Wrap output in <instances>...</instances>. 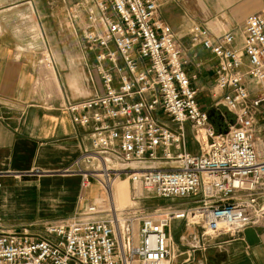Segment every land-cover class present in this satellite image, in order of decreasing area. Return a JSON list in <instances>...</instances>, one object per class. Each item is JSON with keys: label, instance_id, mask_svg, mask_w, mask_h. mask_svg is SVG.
Returning <instances> with one entry per match:
<instances>
[{"label": "built area", "instance_id": "obj_1", "mask_svg": "<svg viewBox=\"0 0 264 264\" xmlns=\"http://www.w3.org/2000/svg\"><path fill=\"white\" fill-rule=\"evenodd\" d=\"M84 8L92 29L84 40L99 52L88 72L95 91L65 109L92 129L91 146L65 173H78L84 191L98 186L105 203L42 222L39 234L0 230V264H191L227 244L221 238L264 230V9L240 34L191 29L217 61L211 95L228 126L218 133L155 0H84ZM116 180L131 185L128 208L114 201ZM151 199L168 205L146 209ZM181 224L192 230L184 246L173 234Z\"/></svg>", "mask_w": 264, "mask_h": 264}, {"label": "crops", "instance_id": "obj_2", "mask_svg": "<svg viewBox=\"0 0 264 264\" xmlns=\"http://www.w3.org/2000/svg\"><path fill=\"white\" fill-rule=\"evenodd\" d=\"M155 1L158 18L172 28L188 62L193 87L210 95L206 110L220 112L211 95L217 61L193 43L191 29L199 24L216 35L240 34L246 20L262 12L264 0ZM89 27L84 0H0V209L39 198L42 223L68 220L90 203L104 204L103 194L86 197L78 173H65L91 146L92 129L74 125L65 109L67 99L95 91L88 72L99 52L88 50ZM5 217L0 215V230L14 231L5 228ZM219 242L227 244L197 253L191 264H264V230L251 228L240 240Z\"/></svg>", "mask_w": 264, "mask_h": 264}, {"label": "rangeland", "instance_id": "obj_3", "mask_svg": "<svg viewBox=\"0 0 264 264\" xmlns=\"http://www.w3.org/2000/svg\"><path fill=\"white\" fill-rule=\"evenodd\" d=\"M26 21H18V25L20 26V28H26L27 26L25 25ZM27 36V35H25ZM30 37V36H29ZM44 52L45 50L43 49L40 53H39V61H42L44 58ZM52 57L53 54H51ZM198 101L200 102L201 106H203L205 109L206 107L208 108V106L210 105V103L212 102L210 99V95L208 93L205 92H200L198 93ZM215 105V104H214ZM216 109V108H215ZM229 123H232L230 121H228ZM188 148L190 151L192 152H196V145L192 142V141H188ZM130 192L128 193H119L121 197L126 198L127 200L131 199L130 203H132V197H131V185L129 184V189ZM99 188L98 186H93L92 188H90L89 190H87L86 192V197L88 199L91 198H96L98 197L101 193L99 192ZM35 197V196H34ZM182 201L179 200L176 203H181ZM132 204L128 205L131 206ZM142 205L146 208V209H154L157 207H161V206H166L168 205L167 202H165L164 200H147V201H143ZM42 204L39 198L36 199H32V200H20L17 201L15 203H12L10 205L7 206V208H2L0 209V215L4 214L5 217V228L6 229H13L15 232H22L24 229H28L30 230V232L32 234H39L43 227L42 224L40 223L41 221V213L42 212ZM127 206V207H128ZM192 232L190 230H187L184 226V224L180 225V228L177 231L173 230V234H174V240L176 245L179 244L181 246L186 245L185 241H182V236H187L188 234ZM176 233V234H175ZM186 247V246H185ZM182 259H178V263H181ZM176 264V263H175ZM197 264V263H194Z\"/></svg>", "mask_w": 264, "mask_h": 264}, {"label": "bare ground", "instance_id": "obj_4", "mask_svg": "<svg viewBox=\"0 0 264 264\" xmlns=\"http://www.w3.org/2000/svg\"><path fill=\"white\" fill-rule=\"evenodd\" d=\"M128 189H129V182L127 180H116L112 185V193L111 194H112L114 201H115V203L119 209L128 208V207H130L128 205L133 203V202L130 203L131 199L127 200L126 198L121 197L119 194L122 192L123 193H127V192L129 193L130 190L128 191ZM131 197H132V195H131ZM104 203H105V200H104ZM136 232H138L137 227H136Z\"/></svg>", "mask_w": 264, "mask_h": 264}, {"label": "trees", "instance_id": "obj_5", "mask_svg": "<svg viewBox=\"0 0 264 264\" xmlns=\"http://www.w3.org/2000/svg\"><path fill=\"white\" fill-rule=\"evenodd\" d=\"M210 118L212 123L215 125L218 133H224L227 131L228 126L226 124V120L222 117L220 112L212 111L210 112ZM227 120L230 122H234V117L231 115H227Z\"/></svg>", "mask_w": 264, "mask_h": 264}, {"label": "water", "instance_id": "obj_6", "mask_svg": "<svg viewBox=\"0 0 264 264\" xmlns=\"http://www.w3.org/2000/svg\"><path fill=\"white\" fill-rule=\"evenodd\" d=\"M190 231H192L191 229H190ZM191 233V232H190Z\"/></svg>", "mask_w": 264, "mask_h": 264}]
</instances>
